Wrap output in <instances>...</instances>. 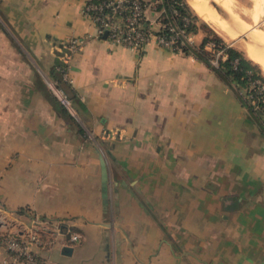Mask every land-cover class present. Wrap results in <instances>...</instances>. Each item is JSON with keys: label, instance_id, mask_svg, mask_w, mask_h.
Wrapping results in <instances>:
<instances>
[{"label": "crops", "instance_id": "1", "mask_svg": "<svg viewBox=\"0 0 264 264\" xmlns=\"http://www.w3.org/2000/svg\"><path fill=\"white\" fill-rule=\"evenodd\" d=\"M90 1L0 0L1 229L61 220L49 264H264L259 123L196 56L97 38ZM73 37L71 112L50 81Z\"/></svg>", "mask_w": 264, "mask_h": 264}, {"label": "built area", "instance_id": "2", "mask_svg": "<svg viewBox=\"0 0 264 264\" xmlns=\"http://www.w3.org/2000/svg\"><path fill=\"white\" fill-rule=\"evenodd\" d=\"M186 7V0H98L87 2L83 13L96 25V37L106 35L112 44L139 53L149 43L155 42L162 48L184 53L188 44H195L193 18L190 12H183ZM148 11L154 12L155 16L149 19ZM86 41L85 37H73L58 46L61 65L56 68L63 72L65 82L71 81L68 77L70 62L74 55L82 51ZM207 48L212 50L213 45L209 43ZM221 56L226 58L223 51H218L213 60L215 65H218ZM258 83L260 93L264 92V84ZM50 86L63 106L74 112L72 100L64 88L55 81H50ZM115 136V132L105 134L106 138ZM62 226L63 222L57 218L35 215L22 233L4 231L0 227V245L7 249L10 256L4 264H49V258L43 253L57 244L63 234ZM81 239V234L69 231V242L64 245L75 246Z\"/></svg>", "mask_w": 264, "mask_h": 264}, {"label": "trees", "instance_id": "3", "mask_svg": "<svg viewBox=\"0 0 264 264\" xmlns=\"http://www.w3.org/2000/svg\"><path fill=\"white\" fill-rule=\"evenodd\" d=\"M183 12H190V16L192 14V30L195 33L198 30H202L205 34L201 44H188L184 53L196 56L235 91L250 115L259 123L264 134V92L260 93V84L258 83L259 81L264 84V72L261 67L249 59L242 51L230 46L222 36L206 22L202 21L189 5L186 9H183ZM209 43L213 45L212 50L207 48ZM218 51H223L226 58L221 56L218 60V65H215L213 60ZM58 65H61L60 60L54 67L52 77L67 92L63 72L56 68Z\"/></svg>", "mask_w": 264, "mask_h": 264}, {"label": "bare ground", "instance_id": "4", "mask_svg": "<svg viewBox=\"0 0 264 264\" xmlns=\"http://www.w3.org/2000/svg\"><path fill=\"white\" fill-rule=\"evenodd\" d=\"M187 2H189V5L194 9V11L199 17H201L204 21L211 24L212 27H214V29L225 38H229L233 40L236 38H239L240 36H242L239 33L242 30L244 31L249 27L244 21H242L238 17L239 15H235L237 13L234 14L232 12L230 8V0H187ZM213 2L219 6L220 10H217L213 6L212 4ZM206 3L210 5L211 9L209 8V6L208 7L206 6ZM210 10L214 11L213 15H211L212 12L210 13ZM250 11L251 10L249 9L248 14L250 13ZM254 15L252 12L251 16H254ZM258 21L260 20L258 19ZM257 31L253 29V32H252L253 34H251L253 36L251 37L249 35L251 37V38L249 37L250 42L249 43L243 42V45L241 46L243 47L247 57L251 59L252 61H254L255 63H259L261 67L264 69V30L262 32L260 31L257 32ZM250 33H251V30L245 34L247 35Z\"/></svg>", "mask_w": 264, "mask_h": 264}, {"label": "rangeland", "instance_id": "5", "mask_svg": "<svg viewBox=\"0 0 264 264\" xmlns=\"http://www.w3.org/2000/svg\"><path fill=\"white\" fill-rule=\"evenodd\" d=\"M187 1V0H186ZM257 2V3H256ZM188 3V2H187ZM188 5H189V3H188ZM206 6L208 7L209 6V8L211 9V7H210V5H208L207 3H206ZM260 6H261V8H260ZM189 7L192 9V11L194 10L190 5H189ZM230 8H231V10H232V12L235 14V13H237V14H235V15H239L238 17L242 20V21H244L249 27L246 29V30H242L239 34L240 35H242V36H240L239 38H236V39H229V38H225V37H223L222 35H220L215 29H214V27H212V25L211 24H209L208 22H206V21H204L201 17H200V19L202 20V21H204V22H206L214 31H216L220 36H222L224 39H225V41L230 45V46H233V47H235V48H237V49H239L240 51H242L245 55H246V53H245V51H244V49H243V47L241 46V45H243V42L244 43H249L250 41H249V37L251 36H253V35H251V34H253L252 32H253V29L254 30H258L257 32H262L263 30H264V0H230ZM248 9V11H249V9L251 10L250 11V13L248 14V11H247V9ZM259 9H261V10H259ZM213 10V9H212ZM212 10H210V13H211V15H213V13H214V11H212ZM247 11V12H246ZM260 11V12H259ZM261 11H262V13H261ZM195 14H196V12L195 11H193ZM252 12H253V15L254 16H251L252 15ZM257 12V13H256ZM257 14V15H256ZM260 14H262V15H260ZM250 15V16H249ZM262 16V17H261ZM254 17H256V18H254ZM253 18V19H252ZM255 19V20H254ZM257 19V20H256ZM258 19L260 20V21H258ZM254 20V21H253ZM256 24H255V23ZM261 24V25H260ZM251 30V33L250 34H247L246 36H245V33H248L249 31ZM243 32V33H242ZM259 34V33H258ZM248 35H250V36H248ZM244 36V37H243ZM246 37H247V39H246ZM250 37V38H251ZM247 56V55H246ZM263 71V70H262ZM263 116H264V114H263Z\"/></svg>", "mask_w": 264, "mask_h": 264}, {"label": "water", "instance_id": "6", "mask_svg": "<svg viewBox=\"0 0 264 264\" xmlns=\"http://www.w3.org/2000/svg\"><path fill=\"white\" fill-rule=\"evenodd\" d=\"M212 4L217 10H220L219 6L216 3L213 2ZM102 163L105 164L104 159H102ZM104 173L105 174L107 173L106 169L104 170ZM72 252H73V248L70 246H65L63 249V254H65V255H71Z\"/></svg>", "mask_w": 264, "mask_h": 264}]
</instances>
